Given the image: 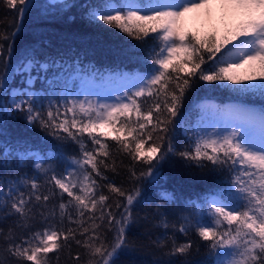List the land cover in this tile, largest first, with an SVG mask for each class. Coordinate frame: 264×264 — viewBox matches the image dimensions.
Listing matches in <instances>:
<instances>
[{"label":"snow or ice","instance_id":"obj_1","mask_svg":"<svg viewBox=\"0 0 264 264\" xmlns=\"http://www.w3.org/2000/svg\"><path fill=\"white\" fill-rule=\"evenodd\" d=\"M5 3L16 11L18 23L11 35H0V223L14 219L7 230L0 227V264H52L49 254L58 261L72 243L84 249V264H124L121 258L137 250L133 231L150 218L165 230L153 243L168 259L156 264H175L177 258L192 264L187 258L193 242L177 244L166 234L169 228L196 233L206 249L202 264H264V107L234 105L219 124L205 123L210 110L222 111L215 105L181 112L200 82L242 85L232 91L264 103V0H87L81 5L63 0V10L79 7L89 24L138 42L124 54L144 71L89 68L92 80L121 85L103 95L76 90L71 73L42 77L64 64L42 62L32 50L14 65L15 40L35 5L33 0ZM189 21L201 28L193 30ZM141 46L142 57L131 55ZM79 63L73 68L77 73ZM239 69L246 71L241 75ZM16 74L26 79L14 88L10 81ZM42 78L48 88L38 95L32 89ZM146 97L153 101L150 107H144ZM17 113L29 127L53 137L54 147L41 154L24 141L10 142L7 121ZM178 127L185 129L183 150L174 143ZM108 139L143 165L138 172L129 169L130 189L105 175L116 170ZM171 157L207 169L216 186L182 202L164 192L165 205L177 209L157 205L151 217H141L137 209L151 203L150 186ZM29 167L32 174L24 171ZM72 258L80 264L79 252Z\"/></svg>","mask_w":264,"mask_h":264},{"label":"trees","instance_id":"obj_2","mask_svg":"<svg viewBox=\"0 0 264 264\" xmlns=\"http://www.w3.org/2000/svg\"><path fill=\"white\" fill-rule=\"evenodd\" d=\"M74 2L77 5H81L86 3L87 0H74ZM62 3L63 0L57 2L33 0L35 6L31 7L30 11L25 15L22 22V32L15 40V54L12 59L14 65L25 57L28 50H32L36 58L42 62L56 59L64 64V67L59 69V71L53 68L46 74H41L42 77L46 76L47 80H52L56 76L71 73L69 78L73 79L74 83L77 72L73 71V68L77 60L80 62L79 67L82 70L78 73L88 76V70L92 66L101 72L112 69L126 72L145 70L142 64L130 60L124 54L130 48V44H136L138 43L137 41L131 40L123 34L119 36L113 35V33L117 32L116 29L105 31L89 24L83 18V9L74 7L65 11L62 8ZM69 17L74 18L69 19ZM17 23L18 17L16 11L8 7L5 0H0V35H11ZM151 43L152 41L149 40V44ZM143 54V46H141V49L134 50L131 53V55L136 57H142ZM222 54L223 50L218 54L217 58ZM70 65L72 68L69 67ZM202 67H207V64ZM243 74L241 73V75ZM25 79L26 76L16 74L10 83L14 88L20 87ZM241 86L229 83L218 86L216 83L209 84L208 82H200L191 97L186 99L181 112L183 114L193 112L196 105L206 100L223 105L234 106L243 104L246 107L257 110L264 107V103L261 102L260 97L251 94L238 96L232 91L233 88ZM46 88H48V84L42 78L34 85L33 90L38 95L46 94L44 92ZM152 102L151 98H144V107H150ZM192 118L195 119V116L193 115ZM177 119H180V117H177ZM7 130L9 133L7 139L10 142L15 143L18 140L24 141L33 151H38L41 154H44L56 144L53 137L47 136L38 128L33 129L29 127L23 116L19 113L14 118H8ZM106 142L109 144L111 157L116 162L115 171L108 170L105 172L108 181L114 182L116 186L126 190L130 189L133 186V182L130 179L129 169L135 168L138 172L143 165L133 161L127 153L120 152L114 141L108 139ZM174 143L178 145V150H183L186 146L187 139L184 127H178L176 129ZM66 151L69 155L73 154L72 148H67ZM49 162L56 163L55 161ZM24 171L32 174L33 170L29 167L25 168ZM0 173H2V170H0ZM10 174L16 175L17 173L12 172ZM108 181H102L101 183L106 184ZM215 186L216 179L208 174L207 169L201 170L195 166L189 167L179 157H171L164 164L161 170V177L157 184L150 186L147 199L151 203L139 206L137 211L141 217L146 214L151 217L152 210L157 205L175 210L177 209L175 204L165 205L162 199V193H174L181 198L182 202L185 199H195L197 194H202L207 189ZM103 192L105 195L109 194L107 188H104ZM109 203H113V199H110ZM156 223V221L150 218L149 221L144 222L142 226L133 231L132 240L137 250L133 254L121 258L124 264H156L157 261L168 259L161 254V251L153 243L158 237H162L165 234L163 228L154 226ZM13 224L14 219L9 218L3 223H0V227L7 230ZM72 227H75V225H72ZM166 234L169 237H173L177 244H183L189 240L192 241L193 251L187 259L192 264H202V260L206 255V249L194 231H190L187 235H184L169 228ZM170 245L171 242L169 241ZM197 248L199 249L198 252L196 250ZM78 252L81 255L80 264H84V249L78 247L75 243H72L71 248H65L59 252L58 261L55 259V253L49 255L53 257L52 264H77V261L72 257ZM3 255L4 253L0 252V259L3 258ZM9 264H15V262H9ZM175 264H184L183 258H177Z\"/></svg>","mask_w":264,"mask_h":264},{"label":"rangeland","instance_id":"obj_3","mask_svg":"<svg viewBox=\"0 0 264 264\" xmlns=\"http://www.w3.org/2000/svg\"><path fill=\"white\" fill-rule=\"evenodd\" d=\"M50 2H57V1H61V0H49ZM190 28H192L193 30L196 29H200L201 28V23H193L192 21H189V25ZM207 30V29H204ZM246 69H239L238 72L241 73H245ZM126 72V71H125ZM80 77H84V83H86V87L85 88H80L79 85L82 83ZM75 85L76 90H80V91H99L101 92V94H106L110 91H113L114 89L121 87V85L119 83H116L112 80L109 79H99V80H92L88 75H82L77 73L76 79H75ZM33 90V89H32ZM126 90V89H125ZM35 91V90H34ZM116 96L120 95L119 91H115L114 93ZM209 104V105H215L218 106L219 109H221L222 111L220 112H216L215 110H210L207 114H206V119H205V123L206 124H212V123H222L224 120H226L227 114H226V110L229 109L230 107H232L233 105H223V104H217L213 101H203L201 104ZM147 147V145H146Z\"/></svg>","mask_w":264,"mask_h":264}]
</instances>
